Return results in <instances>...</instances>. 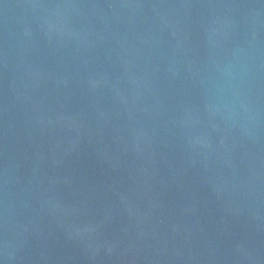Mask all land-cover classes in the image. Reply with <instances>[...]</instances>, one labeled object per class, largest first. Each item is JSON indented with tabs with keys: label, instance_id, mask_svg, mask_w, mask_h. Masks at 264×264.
Returning <instances> with one entry per match:
<instances>
[{
	"label": "water",
	"instance_id": "obj_1",
	"mask_svg": "<svg viewBox=\"0 0 264 264\" xmlns=\"http://www.w3.org/2000/svg\"><path fill=\"white\" fill-rule=\"evenodd\" d=\"M0 264H264V0H0Z\"/></svg>",
	"mask_w": 264,
	"mask_h": 264
}]
</instances>
